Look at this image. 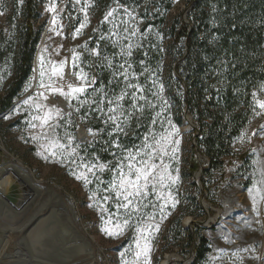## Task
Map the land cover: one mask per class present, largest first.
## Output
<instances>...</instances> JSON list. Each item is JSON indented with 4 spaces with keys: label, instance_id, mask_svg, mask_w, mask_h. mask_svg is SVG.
I'll use <instances>...</instances> for the list:
<instances>
[{
    "label": "rangeland",
    "instance_id": "374dc122",
    "mask_svg": "<svg viewBox=\"0 0 264 264\" xmlns=\"http://www.w3.org/2000/svg\"><path fill=\"white\" fill-rule=\"evenodd\" d=\"M115 2L108 7H99L94 0L37 1L44 32L37 48L31 81L13 108L0 116V166L12 162L19 164L38 181L60 189L73 202L80 228L92 241L102 264H179L178 260L189 263L192 253L187 259L181 256L182 252L188 250L185 242L176 243L173 235L166 234L168 226L179 217H182L181 224L186 231H194V223H201L202 234L211 245L206 264H264V109H260L257 104V101L264 102V80L251 90L248 123L230 148L233 165L224 168L223 175L217 171L205 177L210 192L205 190L202 178L201 185L198 183L201 169L210 166L208 159L196 153L199 170L194 179L189 175L192 148L196 147L195 136H198L200 129L196 128L186 110H181L171 98L174 90L169 87L167 77L173 63L168 55L163 57L160 73L152 74L149 70L144 72V76L149 75L145 85L139 84V77L132 69L128 70L129 80L140 85L144 91L137 96L138 107H143L139 111L132 107L126 111L136 118L144 114L150 118L149 127L143 130L142 140L130 148L133 152L145 143V137H148L150 144L154 143L153 137L156 140L167 138V142L162 144L167 149L163 162L168 165L167 175L175 179V183L172 179H165V187H161L153 181L156 184L155 190L149 185L145 190L146 195L133 197L134 206L124 209L119 206L109 185L118 179L115 165L127 155L125 148L112 146L113 151L106 161L84 153V148L97 136L96 130L83 124L74 114L72 102L81 104L84 99H81L82 96L79 100L66 99L58 92L51 91L49 86L63 88L67 92L69 85L85 83L77 74L86 75L91 81L93 77L85 71L82 57L86 55L88 58H96L97 46L103 39L112 40L122 58L128 56L122 49L127 50L129 43L132 45L131 52L139 45L142 35L139 32L138 17L132 12L134 19L130 18L117 8ZM15 6L16 0H0V36L6 39L13 37L20 23L15 14ZM52 8L55 10L50 11ZM190 8V0H176L167 20L175 15L184 18ZM113 9L118 10L105 21V15ZM123 22L130 29H136V36L124 39L127 33L123 32ZM81 23L85 25L83 28L80 27ZM114 25L118 27L114 28ZM91 41L94 44L90 45ZM163 43L166 48L169 39L165 38ZM128 63L120 62L125 67ZM61 66L62 72L53 74V67ZM41 71L45 73L43 78ZM10 78L7 64L0 62V96ZM68 78L70 81L66 83ZM42 83L44 87H41ZM125 83L123 80L124 87ZM140 95L146 99H139ZM58 99L68 104L70 110L62 109L56 102ZM57 109L61 110L59 114ZM46 113L51 114L49 123L55 126V131L48 125L42 126V120L32 119L33 116L43 117ZM127 122L124 124L125 131ZM33 123L36 124L35 128L30 126ZM80 128L86 133L83 139L79 134ZM113 134L118 135L115 132ZM68 135L74 137L71 146H67ZM53 141H59L66 147L60 148ZM73 148L75 154L70 155ZM53 151L55 155H52ZM244 153H248V161L242 163L239 157ZM156 162L159 164V159ZM93 163L104 164V171L97 169L95 174L88 173L81 166ZM80 173H85L90 182L86 184L84 180L77 179ZM199 191L204 192L203 201ZM103 197L108 199L103 200ZM253 198L256 206L261 209L259 213L253 210ZM199 201L202 209L198 208ZM125 219L128 220L127 225L123 224ZM115 224L123 226L122 234H106L104 229L109 227L115 231ZM149 224L152 228L144 231ZM144 237H147L150 248L147 258L144 255L136 256L146 242ZM17 238L13 235L11 244Z\"/></svg>",
    "mask_w": 264,
    "mask_h": 264
},
{
    "label": "trees",
    "instance_id": "16d2710c",
    "mask_svg": "<svg viewBox=\"0 0 264 264\" xmlns=\"http://www.w3.org/2000/svg\"><path fill=\"white\" fill-rule=\"evenodd\" d=\"M37 1L16 0L15 14L20 23L12 38L0 36V62H5L11 72L0 96V116L13 108L33 77L35 56L44 32ZM94 2L99 7L115 2L119 10L123 4L138 17L142 38L129 57L122 58L117 45L106 39L99 42L96 58L84 55L83 67L95 77V82L81 99L99 101L104 93L113 98L126 90L123 78L114 75L121 61L129 62L139 84L145 85L149 75L144 76V72L160 73L163 57L168 55L173 63L167 77L169 87L174 90L171 98L200 129L195 136L196 147L192 148L189 175L194 179L199 170L196 153L208 159L210 166L203 168L202 182L210 192L205 177L217 171L223 175L224 168L233 165L230 148L248 123L251 90L264 80V0H190L191 8L185 18L175 15L170 20L167 15L176 0ZM165 38L169 39L166 48ZM130 103L131 98L125 97L122 102L125 110H129ZM72 106L75 116L97 132L84 153L105 161L113 151L112 140L117 139L122 148H133L142 140L143 130L149 127L148 114L141 118L132 115L126 135L110 137L107 133L112 128L103 123L106 116L96 111V105L72 102ZM99 107L106 111V101ZM239 160L248 161V153ZM193 185L196 186L195 182ZM204 192L199 191V195L203 196ZM197 205L202 209L200 201ZM181 223L182 217L176 218L166 231L176 243L185 242L188 250L181 253L184 259L192 253L189 263L180 264H206L211 245L202 234L203 229L194 224V231H186Z\"/></svg>",
    "mask_w": 264,
    "mask_h": 264
},
{
    "label": "bare ground",
    "instance_id": "6f19581e",
    "mask_svg": "<svg viewBox=\"0 0 264 264\" xmlns=\"http://www.w3.org/2000/svg\"><path fill=\"white\" fill-rule=\"evenodd\" d=\"M56 102L69 111L63 100ZM79 134L86 136L82 128ZM0 264H102L73 202L13 162L0 166Z\"/></svg>",
    "mask_w": 264,
    "mask_h": 264
},
{
    "label": "snow or ice",
    "instance_id": "6c2138e0",
    "mask_svg": "<svg viewBox=\"0 0 264 264\" xmlns=\"http://www.w3.org/2000/svg\"><path fill=\"white\" fill-rule=\"evenodd\" d=\"M120 9L129 16L130 18H133L132 11H130L127 7H124L123 4L120 5ZM50 11H54L55 9H49ZM118 9H113L112 11H109L105 17L104 20L108 21L109 18L113 17ZM55 23V21H53ZM124 23L123 32L127 33L126 36H124L125 40H128L130 37L136 36V29H130L127 26L126 22ZM85 25L81 23L80 27L83 28ZM118 27L117 25H114V28ZM79 31V30H77ZM113 35H117V33H113ZM103 39V37H102ZM132 45L129 43L127 45V50L122 49V52L126 51V55L131 56ZM99 55V53H97ZM76 56L74 54L73 61H75ZM75 66V64H74ZM131 68V64H128L127 67H125V64H120L119 69L114 75L119 77H123V80L125 83V89L131 90H122L119 95H114L113 98H108V94L104 93L103 97L97 101L92 100L89 102L88 100H82L81 105L91 103L93 105H96V111L104 113L106 116V119L103 121L105 125H109L112 128V131H109L107 134L108 136H113V133L116 134L123 133L126 135L124 124L127 122V120L132 116V113H128L125 110V105L121 104V101L125 100V97H131V103L130 106L137 111H139L143 106L140 105L138 107L137 105V96L138 93H143L144 89L135 83H132L129 80L128 70ZM53 74H58L62 72V66L57 68L53 67L52 69ZM41 77L45 75L43 71L40 73ZM78 78L81 80H84L85 83L79 86H68V91L65 92L63 88H52L49 86L50 90L53 92H58L60 95L65 96L66 99L69 98H75L80 99L81 96H83L87 88L90 86L91 83L95 82V77L91 79V81L88 80V77L86 75H80L77 74ZM41 87H44L43 83L41 84ZM95 91V90H94ZM41 96L44 95V93H40ZM255 96V94H253ZM47 99V97H45ZM139 99L144 100L146 97L143 95L139 96ZM107 103V110L100 108L99 105L102 103ZM27 103V101H25ZM257 104L260 109H264V102L257 101ZM39 107V106H37ZM61 110L57 109V114H59ZM70 115V113H69ZM32 119L35 120H42V126L48 125L49 127L53 128V131H55V126L51 125L49 121L51 120V114L46 113L43 117L40 116H33ZM155 123V121H153ZM32 128L36 127V124H30ZM91 129H89V132L91 133ZM171 135V133L169 134ZM154 143H148V137H145V143L141 147H137L135 149V152H133L130 149L125 148L124 151L127 153L126 156H123L115 165V170L118 172V179L113 180L109 188L114 192L115 197L117 198L119 202V206L128 209L130 206H134L133 197H141L146 195V189L149 188V185H151L152 190H155L156 184L153 183V181H156V183H159L161 187H165L164 180L165 179H172V182L175 183V179L167 175L168 173V165L163 162V156L167 155V149L162 147V144L167 142L166 137H161L160 140H156L155 137L152 138ZM74 137L71 135H68L67 137V146H71L73 144ZM55 145H58L60 148H65L66 145L63 143H60L59 141H53L52 142ZM112 146L116 148H120L121 145L118 140H112L111 141ZM176 144H179V141L175 142ZM78 146V145H77ZM75 148L72 149V152L69 153L70 155L75 154ZM175 149H173V152ZM56 153L53 151L52 155H55ZM157 159H159V164L156 162ZM125 161H127L125 165ZM75 162V161H73ZM82 167L86 168L88 173L95 174V171L98 169L99 171H104L105 165L100 164L97 165L95 163L91 165L83 164ZM77 179H82L87 184L89 183L88 176L85 173H80L76 176ZM107 190V189H106ZM95 195V194H94ZM103 200H107L108 197H103ZM253 210L256 212H260L261 209L256 206V200L253 198ZM154 219V217H152ZM111 223V221H109ZM124 225L128 224V220L125 219L123 222ZM115 231H113L111 228L106 227L104 229L105 233L108 235H120L123 231V226L120 224L114 225ZM152 225L149 224L147 229H144V231H148V229H151ZM156 230H158V226L156 227ZM145 238V244L143 246L142 251H139L136 253V256L139 257L140 255H144L147 258L148 252L150 250L149 244L147 242V237ZM137 247L139 248L140 245L137 244Z\"/></svg>",
    "mask_w": 264,
    "mask_h": 264
},
{
    "label": "water",
    "instance_id": "95a60500",
    "mask_svg": "<svg viewBox=\"0 0 264 264\" xmlns=\"http://www.w3.org/2000/svg\"><path fill=\"white\" fill-rule=\"evenodd\" d=\"M185 18V17H184ZM65 105L68 107V109L70 110V107L68 106V104H66L65 103ZM189 123H190V125H192V121L189 119ZM203 173H204V169L202 168L201 169V171H200V173H199V175H198V179H199V181H198V183L200 184L201 183V178H202V176H203ZM201 185V184H200ZM204 198H205V196H203V198H202V201L204 200ZM7 199L10 201V202H12V203H14V198L11 196V195H8L7 196ZM203 203V202H202ZM195 225H197V226H200L201 227V223H194ZM178 263L180 264V263H184V261H182V260H178Z\"/></svg>",
    "mask_w": 264,
    "mask_h": 264
},
{
    "label": "built area",
    "instance_id": "2783aa9c",
    "mask_svg": "<svg viewBox=\"0 0 264 264\" xmlns=\"http://www.w3.org/2000/svg\"><path fill=\"white\" fill-rule=\"evenodd\" d=\"M69 81H70V79H69V78L65 80V82H66V83H68Z\"/></svg>",
    "mask_w": 264,
    "mask_h": 264
}]
</instances>
